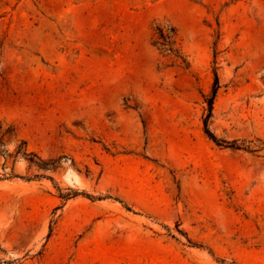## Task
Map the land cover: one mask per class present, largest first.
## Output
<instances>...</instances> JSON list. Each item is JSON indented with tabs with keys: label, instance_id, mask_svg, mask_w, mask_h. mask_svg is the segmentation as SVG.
Wrapping results in <instances>:
<instances>
[{
	"label": "rangeland",
	"instance_id": "rangeland-1",
	"mask_svg": "<svg viewBox=\"0 0 264 264\" xmlns=\"http://www.w3.org/2000/svg\"><path fill=\"white\" fill-rule=\"evenodd\" d=\"M0 264H264V0H0Z\"/></svg>",
	"mask_w": 264,
	"mask_h": 264
},
{
	"label": "trees",
	"instance_id": "trees-1",
	"mask_svg": "<svg viewBox=\"0 0 264 264\" xmlns=\"http://www.w3.org/2000/svg\"><path fill=\"white\" fill-rule=\"evenodd\" d=\"M159 39L163 42L162 43V46H166L165 45V42L167 40H170V36L169 34L168 35H165L163 31H159ZM217 88H218V79H217V76H215V79H214V86H213V89H212V95L210 98L207 99V106H208V115L206 117V119L204 120V126H205V129H206V123H207V120L210 118L211 116V112H212V104H213V101H214V98L216 96V92H217ZM206 134L209 136L210 139L212 140H215L213 138V136L209 133V131L206 129Z\"/></svg>",
	"mask_w": 264,
	"mask_h": 264
}]
</instances>
